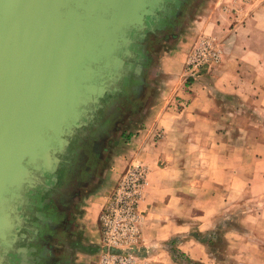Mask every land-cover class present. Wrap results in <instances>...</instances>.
<instances>
[{"label":"crops","instance_id":"1","mask_svg":"<svg viewBox=\"0 0 264 264\" xmlns=\"http://www.w3.org/2000/svg\"><path fill=\"white\" fill-rule=\"evenodd\" d=\"M188 9L196 15L189 33L180 45L158 57L164 78L155 85L156 98L151 97L152 115L109 157L97 187L83 205L77 219L79 259L75 264H98L99 217L132 158L149 170L141 203L142 242L156 249L153 260L160 264H176L163 249L173 238H178L182 253L202 259L205 246L191 238V232L212 230L215 218L245 192H254L259 181L264 194L263 157L238 161L239 153L252 154L254 146L239 145L224 119L244 114L238 108L251 105L264 115V2L209 0L204 4L193 0ZM209 37L220 43V61L195 80L186 81L189 56L201 39ZM224 102L229 103L225 112ZM159 132L163 133L160 139L156 138Z\"/></svg>","mask_w":264,"mask_h":264},{"label":"water","instance_id":"2","mask_svg":"<svg viewBox=\"0 0 264 264\" xmlns=\"http://www.w3.org/2000/svg\"><path fill=\"white\" fill-rule=\"evenodd\" d=\"M192 3L0 0V264L23 251L24 213L69 138L129 76L136 38Z\"/></svg>","mask_w":264,"mask_h":264},{"label":"flooded vegetation","instance_id":"3","mask_svg":"<svg viewBox=\"0 0 264 264\" xmlns=\"http://www.w3.org/2000/svg\"><path fill=\"white\" fill-rule=\"evenodd\" d=\"M163 21L160 15L154 22L158 26L154 32L148 29L136 38L132 46L136 58L129 76L100 100L83 127L69 138L56 170L43 178L24 213L22 238L16 244L23 251L12 253V264H74L77 219L83 205L98 185L97 178L108 163L113 144L125 137L145 99L146 73L153 64L149 48L158 43L161 33H167L163 41L175 35L176 20L167 24ZM137 65L142 67L139 72Z\"/></svg>","mask_w":264,"mask_h":264},{"label":"rangeland","instance_id":"4","mask_svg":"<svg viewBox=\"0 0 264 264\" xmlns=\"http://www.w3.org/2000/svg\"><path fill=\"white\" fill-rule=\"evenodd\" d=\"M208 1L209 0H200V2L204 4ZM244 2L249 1L244 0ZM255 4H257V2ZM189 6H185L186 8L183 10L182 16L175 22L177 28L173 39L163 41V39L167 38V33H161L158 38L159 41L157 40L158 43L150 46L149 49L152 54L151 59L153 64L146 73L147 89L146 94H144L145 99L142 100L138 115H136V120H134L127 129L125 137L121 140V143L118 144L117 142L113 144L109 157L115 155L120 149L119 146L125 140H129L132 135L138 133L147 122L149 115H152L151 107L153 106L154 101L152 100V103L151 97L153 99L156 98L155 95H157V92L155 91V85H160V82L164 78V75L159 68L158 57L164 51L171 50L180 45L181 40L189 33L190 25L196 16L194 14L195 10L193 12H191V10L189 11ZM159 93L160 91H158V94ZM232 106L235 107L236 104L233 103ZM228 109L229 103L224 102L222 110L225 112ZM242 109L243 110L238 108V110H240V112L243 111L244 114L236 117L224 118L226 125L232 132V137H235L239 145H244L245 142H248L254 146V153L252 154L248 151L239 153L238 161H241L240 159H242L248 162L249 157L256 161L259 156L264 159V149L262 151L259 150V146H264V115L261 114L260 108L256 105H251L249 107L244 106ZM245 129L249 133H246ZM247 135L250 136L251 140L246 137ZM254 166L257 167L256 162L254 163ZM254 186V192L248 190V192H245L236 202L231 205L229 204L224 213L215 218L214 228L212 230L207 232L193 230L191 232H196L203 236H212L213 233H218L222 238V242L218 243L217 246H213L212 249H207L205 247L204 250L201 251L203 256L202 259L193 260L204 264H264V194L260 193L263 186L261 181L255 183ZM76 254L77 253L75 252L73 257L74 264L75 260L79 259ZM216 257L222 259V261L219 262Z\"/></svg>","mask_w":264,"mask_h":264},{"label":"built area","instance_id":"5","mask_svg":"<svg viewBox=\"0 0 264 264\" xmlns=\"http://www.w3.org/2000/svg\"><path fill=\"white\" fill-rule=\"evenodd\" d=\"M261 4L264 0H248ZM222 49L214 38H203L187 60L185 80H195L205 69L216 65ZM159 132L156 138H162ZM149 170L132 158L121 175L118 186L100 214L102 243L98 264H160L153 260L155 248L142 242L144 215L141 203L148 186ZM166 251V249L163 247Z\"/></svg>","mask_w":264,"mask_h":264},{"label":"trees","instance_id":"6","mask_svg":"<svg viewBox=\"0 0 264 264\" xmlns=\"http://www.w3.org/2000/svg\"><path fill=\"white\" fill-rule=\"evenodd\" d=\"M191 237L197 240L199 243L203 244L207 249H212L213 246L215 247L218 245V243L222 242V238L220 237L218 233H215V234L213 233L212 236L210 235L203 236L199 233L193 232L191 233ZM177 243H178V238H173L168 243L164 244V248L166 249L167 252H169L173 261L176 264H204L202 262L195 261L191 259L189 256H187L186 254L182 253L177 248ZM216 259L219 262L222 261V259H219L218 257H216Z\"/></svg>","mask_w":264,"mask_h":264}]
</instances>
